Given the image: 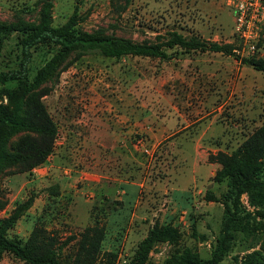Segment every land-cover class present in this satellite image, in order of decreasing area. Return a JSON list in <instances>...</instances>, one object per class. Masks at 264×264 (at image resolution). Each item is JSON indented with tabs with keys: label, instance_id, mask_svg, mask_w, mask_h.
I'll use <instances>...</instances> for the list:
<instances>
[{
	"label": "rangeland",
	"instance_id": "obj_1",
	"mask_svg": "<svg viewBox=\"0 0 264 264\" xmlns=\"http://www.w3.org/2000/svg\"><path fill=\"white\" fill-rule=\"evenodd\" d=\"M38 1L0 0V23L38 22ZM75 9L80 31L140 42L176 30L232 44L236 56L174 46L166 59H75L56 56L54 45L31 49L33 73L43 79L29 92L22 82L0 83V113L33 121L44 111L57 133H9L0 123V151L47 148L36 165L35 158L0 163V223L34 195L4 236L24 244L37 232L55 249L71 236L60 250L63 264H132L148 229L168 225L171 233L154 243L144 264H164L185 250L208 258L228 189L226 178H216L217 156L231 154L264 125V72L240 60L264 58V27L250 53L224 0H53L51 24ZM19 40L15 31L2 41L0 71L19 67ZM240 201L249 215L233 231L223 261L253 254L264 264V191L243 193ZM108 252L116 253L114 261ZM0 264L26 263L6 252Z\"/></svg>",
	"mask_w": 264,
	"mask_h": 264
},
{
	"label": "trees",
	"instance_id": "obj_2",
	"mask_svg": "<svg viewBox=\"0 0 264 264\" xmlns=\"http://www.w3.org/2000/svg\"><path fill=\"white\" fill-rule=\"evenodd\" d=\"M38 22L23 25L0 23V45L11 33H20V63L18 68L0 71V83L9 81L22 82L24 92H29L43 79V73H33L31 67L32 50L40 45H54L57 47L56 56L73 53L74 58L84 55L99 54L107 57L120 58L126 55L149 56L159 59L168 58V49L177 46L184 50L214 51L236 56L232 44L218 43L201 39L197 36H185L176 30H168L163 34L155 35L154 40L132 41L113 33L105 34L100 29L94 31H80L77 29L79 18L76 9L65 22L54 26L51 24L53 0H39ZM242 63L251 65L254 69L264 72V58L247 57L240 59ZM47 62L44 69L50 66ZM0 123L4 124L9 133L21 130H32L52 138L57 133L55 124L44 112L34 115L33 121L20 117L16 112L11 114L0 113ZM45 143L25 154H9L0 151V163H12L35 158L33 165L38 164L47 154ZM217 161L221 168L216 171V178H226L228 189L223 199V222L220 235L217 237L208 258H199L189 250L180 256L167 259L164 264H261L255 255L251 254L242 261L225 262L224 257L230 249L233 231L243 225V217L248 216L241 205L240 196L243 193L264 191V125L247 138L237 149L229 155L219 154ZM53 194L58 193L57 185L49 187ZM211 199V193H206ZM34 201V195L19 203L12 213L0 223V256L10 253L26 264H63L60 259V250L71 236L63 242L52 246L55 242L45 240L44 237L33 232L30 239L22 244L19 241L6 238L4 232L28 210ZM264 215V208L261 209ZM264 217V216H262ZM247 221V220H246ZM171 233L168 225H154L138 242L132 258V264H144L147 255L155 242L166 238ZM51 246V248L49 247ZM109 261H114L116 253L108 252Z\"/></svg>",
	"mask_w": 264,
	"mask_h": 264
},
{
	"label": "built area",
	"instance_id": "obj_3",
	"mask_svg": "<svg viewBox=\"0 0 264 264\" xmlns=\"http://www.w3.org/2000/svg\"><path fill=\"white\" fill-rule=\"evenodd\" d=\"M233 16L234 33L243 39L250 53L255 50L259 32L264 27V0H224Z\"/></svg>",
	"mask_w": 264,
	"mask_h": 264
}]
</instances>
